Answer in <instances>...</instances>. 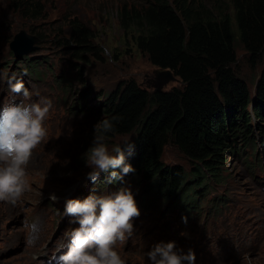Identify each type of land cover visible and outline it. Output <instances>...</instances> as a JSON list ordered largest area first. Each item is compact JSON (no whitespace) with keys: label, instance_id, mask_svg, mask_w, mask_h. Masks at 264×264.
<instances>
[{"label":"rangeland","instance_id":"rangeland-1","mask_svg":"<svg viewBox=\"0 0 264 264\" xmlns=\"http://www.w3.org/2000/svg\"><path fill=\"white\" fill-rule=\"evenodd\" d=\"M116 4L117 0H47L45 15L28 20L15 13L8 0H0V72L22 76L32 100L45 96L53 102L45 120L48 136L35 149L27 166L31 190L16 206L0 202V264H50L53 257L66 250L65 233L79 227L72 222L74 217L64 215L66 201L84 200L94 192L110 195L123 186L131 187L141 213L133 220L134 234L118 245L126 264H149L147 251L157 243L172 241L185 252L192 248L196 264H264V141L258 127L264 126V121L253 117L252 104L248 112L253 117L250 126L257 148L243 147L240 141L233 143L237 148L227 154L220 182L211 177L205 188L194 183L185 188V193L191 187L197 191L195 207H186L190 214H185L187 223L182 219L185 216L172 211L176 196L156 204L147 201V182L142 178L133 180L127 175L117 184L109 183L111 170L101 172L96 181L88 178L92 169L86 165L85 153L92 146L98 123L90 107L98 104L99 93L115 91L131 79L153 91L150 84L159 69L138 49L132 35L121 28ZM72 18L92 30L93 39L85 49L68 50L59 42L70 37ZM32 28L41 35L39 48L16 60L10 44L21 30L31 33ZM105 48L110 55L104 54ZM29 58L41 62L39 76L28 72ZM233 68L247 82L255 100L264 73V55L258 64H253L245 48L237 43ZM25 71L27 75H23ZM181 84L180 79L172 81L164 91ZM81 97L83 101L91 98L83 103ZM10 99L20 97L10 92L6 80H0V103ZM79 101L83 106L76 105ZM132 138L120 135L108 139L109 151L117 145L127 146ZM255 154L260 161L253 160ZM162 163L186 171L189 180L194 178L197 164L173 144L165 147ZM99 181L103 186H96ZM52 194L57 197L55 201L51 200ZM25 217L29 222L40 220L35 246L26 245ZM236 255L241 258L238 260Z\"/></svg>","mask_w":264,"mask_h":264},{"label":"trees","instance_id":"trees-1","mask_svg":"<svg viewBox=\"0 0 264 264\" xmlns=\"http://www.w3.org/2000/svg\"><path fill=\"white\" fill-rule=\"evenodd\" d=\"M8 2L15 13L28 20H38L47 11V0ZM116 13L121 28L132 35L151 64L171 69L182 84L157 92L131 79L108 94L100 92L102 99L90 107V113L98 122L118 118L108 139L132 135L129 143L134 149L129 152L128 145L122 149L125 163L136 170L127 175L147 182L144 198L156 204L176 196L172 211L179 217L190 215L186 207H195L197 191L191 187L185 193V188L191 183L204 187L211 177L220 182L227 154L237 148L233 143L257 148L250 124L253 117L264 121V73L253 100L247 82L233 64L237 43L253 64L264 55V0H117ZM70 23V37L59 42L68 50L87 48L92 30L78 18ZM31 33L41 37L33 28ZM40 65L36 58L26 62L28 72L38 76ZM90 98L80 100L86 103ZM81 101L76 105L83 106ZM251 104L253 117L248 112ZM258 127L264 141V126ZM168 144L197 164L192 180L186 171L162 163ZM253 160L260 158L255 154ZM101 183L96 186H103Z\"/></svg>","mask_w":264,"mask_h":264},{"label":"clouds","instance_id":"clouds-1","mask_svg":"<svg viewBox=\"0 0 264 264\" xmlns=\"http://www.w3.org/2000/svg\"><path fill=\"white\" fill-rule=\"evenodd\" d=\"M104 54L110 55L109 49L105 48ZM0 80H6L10 92L20 97L19 100L0 103V202L16 206L31 190L27 166L35 149L48 136L45 120L53 102L45 96L32 100V93L22 76L18 78L15 73L9 76L0 72ZM117 119L103 118L95 125L92 146L85 153L86 165L92 169L87 175L92 181H96L101 172L111 170L107 179L112 183L136 171L131 164L125 163L121 145L109 151L108 134L114 131L113 121ZM128 149L131 152L134 145L128 143ZM56 199L52 194L51 200ZM140 214L129 186H123L110 195L94 192L84 200H67L64 215L74 217L72 222L78 223L79 227L65 233L67 243L63 248L66 250L58 256V264H126L118 245L134 234L133 220ZM182 219L187 223V216ZM23 227L26 245L35 246L41 231L39 218L29 222L25 217ZM146 255L149 264H196L194 250L188 248L185 252L183 248H177L174 241L157 243Z\"/></svg>","mask_w":264,"mask_h":264},{"label":"water","instance_id":"water-1","mask_svg":"<svg viewBox=\"0 0 264 264\" xmlns=\"http://www.w3.org/2000/svg\"><path fill=\"white\" fill-rule=\"evenodd\" d=\"M41 39L26 30H21L17 33L10 44V48L15 56L16 60H22L25 56L37 51L39 46L37 45ZM180 79L171 69L159 68L155 71V78L152 80L150 87L154 91L161 92L172 81Z\"/></svg>","mask_w":264,"mask_h":264},{"label":"bare ground","instance_id":"bare-ground-1","mask_svg":"<svg viewBox=\"0 0 264 264\" xmlns=\"http://www.w3.org/2000/svg\"><path fill=\"white\" fill-rule=\"evenodd\" d=\"M73 101V100H72ZM38 173V172H37ZM43 176V175H42ZM37 183V182H36ZM74 183V182H73ZM38 186V185H37ZM36 186V187H37ZM71 188V187H70ZM73 189V188H72ZM74 189H76V188H74ZM71 191V190H70ZM264 217H262L261 216V219H263ZM263 225V227H264V223L262 224ZM15 226V225H14ZM235 258H237L238 260L241 258V256H238V255H236L235 256ZM128 259V258H127ZM134 260V259H133ZM144 260V259H143ZM147 261V260H146ZM127 262V261H126ZM143 262V261H142ZM50 264H58V257H57V259H54Z\"/></svg>","mask_w":264,"mask_h":264}]
</instances>
